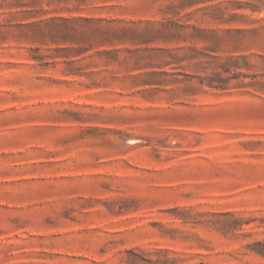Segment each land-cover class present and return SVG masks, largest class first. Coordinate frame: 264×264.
Returning a JSON list of instances; mask_svg holds the SVG:
<instances>
[{"label": "rangeland", "instance_id": "1", "mask_svg": "<svg viewBox=\"0 0 264 264\" xmlns=\"http://www.w3.org/2000/svg\"><path fill=\"white\" fill-rule=\"evenodd\" d=\"M0 264H264V0H0Z\"/></svg>", "mask_w": 264, "mask_h": 264}]
</instances>
